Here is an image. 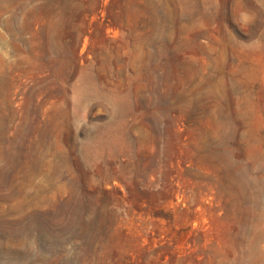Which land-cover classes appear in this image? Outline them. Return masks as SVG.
Wrapping results in <instances>:
<instances>
[{
	"label": "rangeland",
	"instance_id": "rangeland-1",
	"mask_svg": "<svg viewBox=\"0 0 264 264\" xmlns=\"http://www.w3.org/2000/svg\"><path fill=\"white\" fill-rule=\"evenodd\" d=\"M0 264H264V0H0Z\"/></svg>",
	"mask_w": 264,
	"mask_h": 264
},
{
	"label": "bare ground",
	"instance_id": "bare-ground-1",
	"mask_svg": "<svg viewBox=\"0 0 264 264\" xmlns=\"http://www.w3.org/2000/svg\"><path fill=\"white\" fill-rule=\"evenodd\" d=\"M96 92H97V88L94 85H89V86H84L83 87V93L85 95H89L91 93H96ZM113 103H114V106L116 107V109L118 110V108H119L118 103H116V102H113Z\"/></svg>",
	"mask_w": 264,
	"mask_h": 264
}]
</instances>
